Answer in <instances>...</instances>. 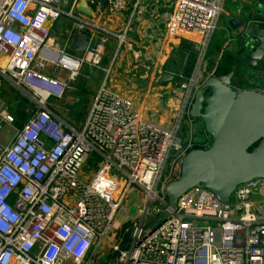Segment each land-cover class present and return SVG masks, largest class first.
Instances as JSON below:
<instances>
[{
	"label": "built area",
	"instance_id": "1",
	"mask_svg": "<svg viewBox=\"0 0 264 264\" xmlns=\"http://www.w3.org/2000/svg\"><path fill=\"white\" fill-rule=\"evenodd\" d=\"M80 1L0 0V74L28 89L34 105L12 139L0 144V264H109L123 236L115 220L127 213L132 186L143 194L142 204L133 206L132 234L116 264H264V204L253 198L263 179L237 185L227 202L197 185L170 208L164 192L185 154L208 145L204 127L206 139L194 136L196 118L189 111L225 0H151L168 8L166 33L197 48L189 74L178 75L182 95L175 91L180 98L170 126L144 117L130 97L103 83L82 126L74 128L51 113L47 100L64 97L82 64L101 66L99 45L106 37L74 15ZM89 1L92 12L100 10L99 0ZM106 3L111 14L127 6L141 11L146 4ZM62 16L74 21L61 29L64 46L57 47L50 42L51 23ZM80 32L89 43L73 55L68 50ZM115 36L121 46L125 31ZM47 64L68 70V77L45 74ZM13 122L0 97V130ZM165 211L166 219L146 230ZM198 219L207 223L196 224Z\"/></svg>",
	"mask_w": 264,
	"mask_h": 264
},
{
	"label": "crops",
	"instance_id": "2",
	"mask_svg": "<svg viewBox=\"0 0 264 264\" xmlns=\"http://www.w3.org/2000/svg\"><path fill=\"white\" fill-rule=\"evenodd\" d=\"M144 2L146 4L141 11H135L132 6H127L122 12L111 14L107 8L104 10L100 8L99 11L92 12L89 18L86 16L83 17L96 24L98 26L97 33L106 37V42L103 45L104 63L96 68L100 69L103 73L106 72L104 69H108L109 75L113 74L115 80H124L131 84L139 76L142 83L141 86L137 87L135 84L131 86L130 84L132 89L128 90V94L119 90L116 83L112 87L115 88V91L130 97L133 100L134 108L144 117L168 127L171 124L174 111L179 103V96L175 92L173 95L170 86L166 82L160 83L159 79L164 72H169L173 74L171 80L177 79L179 81L178 75L181 71L184 74V68L188 61L187 58L197 56V48L195 43L190 39L176 38L166 33L165 22L168 8L165 5L151 3V0H144ZM252 2H255V0H225L221 14V22L224 23L220 31L221 40L216 43L213 52H211L212 56L207 60L204 69L199 75L198 85L210 76L223 75L230 71L233 72L230 82L234 87L244 88L259 80L257 73L261 68L250 64L251 59L247 56V49L236 37L238 30H232L226 23L230 15L239 17L240 13L247 7L250 8V11H253L254 3L252 5ZM253 16H256V14H253ZM63 27L67 28L66 25H61L54 32L57 33L58 31L59 36H62L64 34L61 32ZM254 28L257 27L254 26ZM124 31L125 44L123 43V46H118L117 41L114 40L115 38L113 37L114 39H112L111 37ZM115 43L116 45L114 46ZM121 47L122 52L120 57H123L124 54L127 58L115 61L114 56H117ZM68 51L73 55L78 54L72 48ZM80 67L77 70V75L72 80V88L66 92L64 97L61 99L51 97L47 100V107L51 113L63 119L68 125L74 128H80L85 120V117L80 119L82 112L73 108L74 104L82 98L77 93L71 92L73 84L81 80V78L86 77L81 72ZM140 67H143V73L139 72L138 74ZM224 70H228L227 73H221ZM43 72L47 75L60 78H67L69 75L68 70L54 64H47ZM0 78L14 83L8 75L0 74ZM156 78L158 79L159 86H155L152 83V80L154 82ZM19 87L24 92H20L21 96L18 97L12 107V112L15 114L16 120L21 110H26L28 104H33L30 91L22 86ZM95 94L88 100L89 102L84 103L83 110H86V112ZM194 124L198 129L204 127L198 126L196 123ZM8 125H11L16 131L13 123ZM201 132L203 139L199 140H204L203 130ZM261 187L263 188L260 189L259 193L257 191L253 198L256 202L264 204V199L262 197L258 198L260 196L259 194H264V184ZM133 206H131L133 208L132 211H134Z\"/></svg>",
	"mask_w": 264,
	"mask_h": 264
},
{
	"label": "water",
	"instance_id": "3",
	"mask_svg": "<svg viewBox=\"0 0 264 264\" xmlns=\"http://www.w3.org/2000/svg\"><path fill=\"white\" fill-rule=\"evenodd\" d=\"M100 8H107L106 0H99ZM254 9L249 7L240 16L230 15L226 20L236 37L247 49L252 66H259L261 80L255 86L233 89L230 78L233 72L206 78L194 93L190 115L201 119L204 129L211 137L205 148L193 149L181 161L179 175L165 184L164 192L168 205L174 208L179 197L194 186L201 185L216 197L227 202L237 185L254 178L264 180V0H255ZM89 0H81L78 10L92 13ZM256 14V16H253ZM257 27V28H254ZM89 43L86 32L73 36L71 48L84 52ZM190 66L188 60L184 74ZM173 74L164 72L159 82H168ZM34 105L26 109L30 116ZM167 211L146 228L155 230V225L166 219ZM132 229L125 230L119 248L114 250L109 264H116L117 257L128 243Z\"/></svg>",
	"mask_w": 264,
	"mask_h": 264
},
{
	"label": "rangeland",
	"instance_id": "4",
	"mask_svg": "<svg viewBox=\"0 0 264 264\" xmlns=\"http://www.w3.org/2000/svg\"><path fill=\"white\" fill-rule=\"evenodd\" d=\"M74 15L77 17L80 16H86V17H90L89 15H85L83 13H81L80 11L76 10L74 12ZM222 15L220 16L218 23H217V28L214 30V32L212 33L210 40L208 42L207 47L204 49V55L201 61V66H200V70H199V75L201 74L202 70L204 69L207 60L212 56L211 52H213L216 43H218L221 40V28H223L224 23L221 22ZM72 21H74V19H71L70 17H65L62 16L61 18H59L56 21H53L51 23L52 25V35L50 38V42L59 47V46H64V37L63 36H59V32L57 31V33H55L54 31H56L57 29H59V27L61 25H66L68 28L72 27ZM121 34V33H118ZM65 35V34H64ZM115 39H114V38ZM112 39L117 41V38L115 36L111 37ZM115 41V42H116ZM97 44V41L96 43ZM125 44V42H124ZM124 44H122L121 46H123ZM103 45V44H102ZM116 45V43L114 44V46ZM115 49V48H114ZM122 52V47L119 49L117 56H114L115 61L116 60H123L122 58H127L126 55L123 54V57H120V54ZM99 53L101 54L102 58H103V46L99 45ZM81 68V72H83V74L86 76L84 78H81V80H78V82L73 84V89L71 92H75L77 93L82 99L77 101L73 108H75V110L82 112L80 114V119H83L84 117H86V110H83V105L84 103L89 102L88 100L94 95V93H96V91L98 90L99 86L102 85L103 83L109 88L114 90L115 88L112 87V85L114 83H116V85L119 87V90L123 91L124 93L128 94V90L132 89V84H135L137 87L141 86V81L140 78L138 76L137 79H134L132 84L125 82L124 80H115L113 74L109 73H103L100 69L96 68L95 66H87L86 64H84L83 66L80 67ZM143 67L139 68L138 74L139 72H142ZM198 75V76H199ZM117 79V78H116ZM154 80V78H153ZM152 83H154L155 86H159L158 82H157V78L156 80ZM167 85L170 86V89L172 91V94L174 95L175 91H179L180 94L182 95V90L179 88V81L177 79H173L170 80L168 82H166ZM131 84V86H130ZM147 84V83H146ZM151 85V84H150ZM164 86V85H163ZM199 87V86H198ZM198 89V88H197ZM24 92V90L21 89V87H19V85L14 84V83H10L7 80L0 78V97L3 101V103L5 104V106L7 107V110L13 114V116L15 117V114L12 112V107L15 104V101L18 99L20 95V92ZM178 95V94H177ZM180 98V95H178ZM133 101V100H132ZM79 114V113H78ZM13 126L16 127V129H19L21 127V122H16V118L15 121L13 122ZM192 130H193V134L197 139H203V135L201 130L202 129H198L197 126L193 123L192 126ZM15 133V129H13V127L11 125H8L6 123L2 124L1 130H0V144L1 145H5L7 144L12 137L14 136ZM209 142H211V137L209 138L208 144ZM93 164V163H91ZM93 167V166H91ZM82 170V169H81ZM80 170V171H81ZM179 175V172L177 174H175L172 178V180L175 178H177ZM263 187H260L258 190V193L260 191V189H262ZM137 187L136 186H132V188L130 189L129 193H128V201L125 203L126 207H127V213L119 218H117L115 221L120 223L121 225V229H119V227L117 228L119 231L117 235L119 234H123L125 232V230L129 229L131 222L134 218L131 217L133 216V208L131 207L132 205L134 206H141L142 204V193H138L136 191ZM258 196V198H263L264 199V194ZM194 196V192L192 194H188L187 196H185V198L182 199L181 204L182 205H187L189 204ZM196 224H205L207 223V221L205 219H198L195 220ZM104 253V251H103ZM106 254V251H105ZM103 259H105V257H103Z\"/></svg>",
	"mask_w": 264,
	"mask_h": 264
},
{
	"label": "trees",
	"instance_id": "5",
	"mask_svg": "<svg viewBox=\"0 0 264 264\" xmlns=\"http://www.w3.org/2000/svg\"><path fill=\"white\" fill-rule=\"evenodd\" d=\"M195 57L196 56H191V57H188L187 58V60H189L190 61V66H189V68H188V70H187V74H189V72L191 71V69H192V66H193V63H194V61H195ZM102 63H104V60H103V58H102V62H101V64ZM227 71L228 70H224V71H222L221 73H227ZM181 73H183V71H181ZM12 114V113H11ZM30 116L27 114V112H26V110H21L19 113H18V115H17V120H16V122H21V127H22V125L28 120V118H29ZM15 118L16 117H14V120H15ZM20 127V128H21ZM175 179V178H174Z\"/></svg>",
	"mask_w": 264,
	"mask_h": 264
},
{
	"label": "flooded vegetation",
	"instance_id": "6",
	"mask_svg": "<svg viewBox=\"0 0 264 264\" xmlns=\"http://www.w3.org/2000/svg\"><path fill=\"white\" fill-rule=\"evenodd\" d=\"M259 75H258V73H257V77H258ZM259 78V77H258ZM261 80L259 79L258 81H256V82H254V84H252V85H249V86H247V87H244V88H250V87H252V86H255L256 85V83H258V82H260ZM230 86L233 88V89H244V88H238V87H234V85H232L231 84V82H230ZM198 126H204L203 125V122L201 121V119H198V118H196V120L194 121Z\"/></svg>",
	"mask_w": 264,
	"mask_h": 264
}]
</instances>
